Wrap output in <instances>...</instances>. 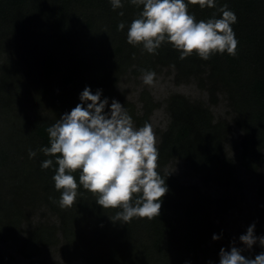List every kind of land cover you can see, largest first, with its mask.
Wrapping results in <instances>:
<instances>
[{
  "label": "trees",
  "instance_id": "16d2710c",
  "mask_svg": "<svg viewBox=\"0 0 264 264\" xmlns=\"http://www.w3.org/2000/svg\"><path fill=\"white\" fill-rule=\"evenodd\" d=\"M122 2L123 8L113 10L109 0H0V243L15 239L39 204L57 224H38L21 239L19 253L27 264H45L38 256L51 247H59L61 260L50 264H218L222 247L242 243L214 225L213 200L198 185L182 184L166 169L179 160L203 186L238 187L233 162L223 154L230 123L215 121L201 101L177 93L167 99L169 123L157 145V171L168 192L152 220L118 221L119 209H103L82 186L76 202L61 208L52 179L58 165L39 149L50 146L47 128L79 103L85 86L119 101L135 126L148 123L158 103L142 90L138 113L118 84L126 75L142 77L141 69L166 70L175 85L194 82L214 105L224 95L231 123L242 133L240 166L258 174L264 152V0L189 5L197 21L219 17L225 4L237 16L236 55L215 54L206 61L195 53L180 59L167 43L155 55L128 44V25L141 9ZM121 21L123 31L117 29ZM29 149L37 151L35 158ZM49 158L54 166L43 169ZM253 223L255 235L264 236V199L254 207ZM213 234L221 238L214 241ZM255 248L243 254L254 258L264 251L258 243Z\"/></svg>",
  "mask_w": 264,
  "mask_h": 264
},
{
  "label": "clouds",
  "instance_id": "9594fccd",
  "mask_svg": "<svg viewBox=\"0 0 264 264\" xmlns=\"http://www.w3.org/2000/svg\"><path fill=\"white\" fill-rule=\"evenodd\" d=\"M113 10L123 8L122 0H109ZM141 9L128 25L126 42L141 46L149 54H157L167 43L185 59L195 53L202 60L215 54L236 55L238 40L232 25L235 12L225 4L208 19L196 20L189 5L201 9L216 8L217 0H128ZM119 16L124 12L120 11ZM125 29V22L117 25ZM142 82L152 86L156 73L141 69ZM79 103L61 115L47 128L49 145L41 147L45 156L54 157V188L60 192L59 205L70 208L79 195L78 188L96 196L103 209H119L118 221L133 218L152 220L160 215L162 197L168 192L165 178L157 171L159 150L152 125L137 127L128 111L116 99L102 98V89L94 93L85 86L79 93ZM107 108V111H106ZM58 154V155H57ZM29 158L37 151L29 149ZM54 166L52 158L41 167ZM78 172V181L74 173ZM255 223L239 236L242 247L235 244L219 250L218 264H264V251L254 258L245 256L257 243L264 249V236L254 233ZM221 237L213 234L212 240ZM211 264V262H210Z\"/></svg>",
  "mask_w": 264,
  "mask_h": 264
},
{
  "label": "rangeland",
  "instance_id": "374dc122",
  "mask_svg": "<svg viewBox=\"0 0 264 264\" xmlns=\"http://www.w3.org/2000/svg\"><path fill=\"white\" fill-rule=\"evenodd\" d=\"M142 90H147L153 101L159 105L148 121L156 134L157 145L160 141L161 133L169 123L166 102L172 94H182L191 101H201L210 108L215 121L225 120L230 123L231 132L223 147V154L233 162L238 187L230 186L225 188L216 185L214 182L203 186L199 182L198 177L179 160L169 163L166 169L176 176L182 184L198 185L202 192L213 200L211 218L214 225L226 231L235 243H239V236L244 234L248 226L253 222L255 205L264 199V152L262 155L263 164L258 174H250L240 166L242 133L231 123L233 114L227 106L224 95L219 94L218 101L214 105L210 103L207 93L200 90L194 82L175 85L173 73L166 70H161L156 74L155 82L152 86L143 84L142 77L134 78L131 75L124 76L118 84V91L124 92L126 99L135 105L138 113L141 110L139 95ZM42 223L56 225L57 218L45 207L38 204L36 205V210L31 213L28 222L25 221L21 224L19 235L11 241L0 243V264H27V260L19 253L20 241L29 229ZM58 248L41 249L38 259L45 264L60 262ZM249 252L253 254L256 252L255 245Z\"/></svg>",
  "mask_w": 264,
  "mask_h": 264
}]
</instances>
